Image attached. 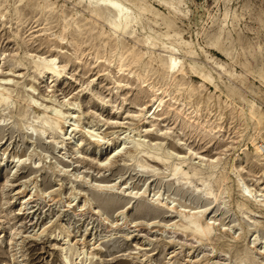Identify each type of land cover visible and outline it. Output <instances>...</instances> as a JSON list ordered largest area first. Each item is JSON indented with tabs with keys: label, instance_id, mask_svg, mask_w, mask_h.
<instances>
[{
	"label": "rangeland",
	"instance_id": "374dc122",
	"mask_svg": "<svg viewBox=\"0 0 264 264\" xmlns=\"http://www.w3.org/2000/svg\"><path fill=\"white\" fill-rule=\"evenodd\" d=\"M119 1L0 0V264H264V0Z\"/></svg>",
	"mask_w": 264,
	"mask_h": 264
},
{
	"label": "bare ground",
	"instance_id": "6f19581e",
	"mask_svg": "<svg viewBox=\"0 0 264 264\" xmlns=\"http://www.w3.org/2000/svg\"><path fill=\"white\" fill-rule=\"evenodd\" d=\"M101 1L106 7L112 9L115 12L116 20L112 22L111 25H109L115 34L125 31L127 28H129L130 26L134 24L136 17L133 14L130 6L121 3L119 0H101ZM36 67L39 69L41 74H44V73L51 74L52 73L57 76H60L61 74V72L58 71L57 65L53 60H44V61L38 62L36 64ZM10 95L11 94H10L9 89L2 88L0 86V106L7 104L9 102L11 98ZM46 109L47 110L51 109V111L49 112L45 111L44 117L41 118V122L43 123V125H47L51 130H56L60 132L64 137H67V132L64 130L63 125H62V123H64L65 125V123L68 121L67 115L61 109H57L56 107L51 108V107L46 106ZM70 114L71 112L68 114L69 117H70ZM74 126H72V128ZM75 127L73 129H76ZM72 131H75V130H72ZM90 137H92L93 139L95 137V133L94 135H90ZM104 139L102 138V140H97L99 147H102L105 144L103 143ZM254 147L256 148L257 152L259 150H261L260 152H262L263 150V145L258 146L255 144ZM138 148L139 146L137 145L134 151H137ZM155 156L158 159L160 158L158 154H155ZM182 164L183 162H180L178 165L176 164L173 165V171L176 175L181 172H184L182 169ZM242 185L245 186L246 191L250 195H252V191L245 181H242ZM207 194L213 195L214 194L213 189L208 190ZM179 213L182 217L181 221L183 222L182 226L184 230L191 231L194 233V235H197L200 238H209L210 236H212L213 223H211L210 221L203 222L202 220L203 216L200 215L202 212L201 213L200 212L186 213V212L181 211ZM123 215H124V212H123Z\"/></svg>",
	"mask_w": 264,
	"mask_h": 264
}]
</instances>
